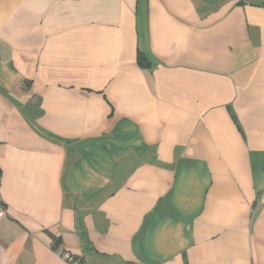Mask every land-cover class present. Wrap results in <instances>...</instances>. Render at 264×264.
<instances>
[{"label":"crops","instance_id":"crops-1","mask_svg":"<svg viewBox=\"0 0 264 264\" xmlns=\"http://www.w3.org/2000/svg\"><path fill=\"white\" fill-rule=\"evenodd\" d=\"M0 172V264H264V0H0Z\"/></svg>","mask_w":264,"mask_h":264},{"label":"built area","instance_id":"built-area-1","mask_svg":"<svg viewBox=\"0 0 264 264\" xmlns=\"http://www.w3.org/2000/svg\"><path fill=\"white\" fill-rule=\"evenodd\" d=\"M52 247L56 255L63 259L65 264H86L82 256L73 253L60 243H57V239L52 244Z\"/></svg>","mask_w":264,"mask_h":264},{"label":"trees","instance_id":"trees-1","mask_svg":"<svg viewBox=\"0 0 264 264\" xmlns=\"http://www.w3.org/2000/svg\"><path fill=\"white\" fill-rule=\"evenodd\" d=\"M138 62L142 67H149L151 65V62L149 61V59L147 58V56L145 55L144 52H139L138 54ZM1 174V172H0ZM1 202V199H0ZM57 243H60V239H57Z\"/></svg>","mask_w":264,"mask_h":264}]
</instances>
